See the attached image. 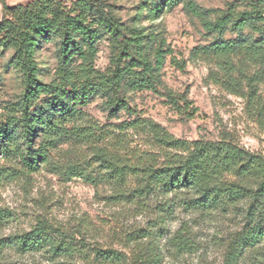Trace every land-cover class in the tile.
Listing matches in <instances>:
<instances>
[{
	"label": "trees",
	"instance_id": "1",
	"mask_svg": "<svg viewBox=\"0 0 264 264\" xmlns=\"http://www.w3.org/2000/svg\"><path fill=\"white\" fill-rule=\"evenodd\" d=\"M182 2L153 1L148 16L158 18ZM187 4L196 8L193 1ZM6 11L0 21V53L13 51L12 63L23 74L24 94L12 113L0 120V158L16 157L31 172L47 163L64 139L75 136V144L92 142L96 133L80 124L85 115L82 106L94 96H106L112 111L129 109L124 91L155 87L166 61L162 44L156 47L151 35L126 27L93 0H75L71 5L65 0H32ZM201 18L209 33L238 35L216 39L202 53L215 67L211 72L215 82L246 97L249 111L264 126V99L257 89L264 70L248 74L251 67L264 64V0L252 1L243 11ZM247 28L260 38L243 35ZM104 35L113 40L116 53L111 67L102 72L95 68V59ZM52 37H57L59 67L46 83L38 79L36 52L44 39ZM131 127L147 138L151 150L121 152L122 147L94 145L93 153L100 180L110 186L111 203L129 205L141 214L158 201L148 226L122 227L123 234L115 229L125 244L117 249L95 241L101 229L90 220L72 227L39 219L29 231L0 238V264L7 248L41 252L20 254H39L48 264H264V155L226 137L177 138L149 119L134 120ZM114 141L125 150L122 139ZM84 170L73 164L66 172L94 182ZM179 210L196 217L166 233L168 221ZM216 219L234 224L203 244L196 226ZM211 248L219 253H198Z\"/></svg>",
	"mask_w": 264,
	"mask_h": 264
},
{
	"label": "rangeland",
	"instance_id": "2",
	"mask_svg": "<svg viewBox=\"0 0 264 264\" xmlns=\"http://www.w3.org/2000/svg\"><path fill=\"white\" fill-rule=\"evenodd\" d=\"M30 1L0 0V21L8 15L6 7L26 5ZM65 1L71 5L75 0ZM93 1L105 6V10L126 27H138L151 35L149 39L154 40L156 47L162 44L167 52L166 61L158 73L155 87L124 91L123 98L129 109L110 110L103 94L94 96L82 106L85 115L80 125L96 133L92 142L83 140L81 144H75V136L64 139L51 151L48 162L34 172L27 170L16 157L0 158V215L3 216L0 238L29 231L39 219L72 227L90 220L101 229L96 242L124 249V240L114 234L115 229L123 234L122 227L148 226L157 214L158 201L151 202L148 211L141 214L129 205L111 203L107 198L111 194L110 186L99 178L100 167L93 150L96 145L117 150L122 147L121 152L151 150L147 138L131 127L137 119L152 120L177 138L215 141L226 137L264 155V126L249 111L246 97L230 93L215 82L211 76L215 67L202 53L203 47L216 39L231 40L238 36L234 32H226L223 36L209 33L204 28L202 16L215 18L224 12L243 11L256 0H183L155 19L148 16L147 10L156 0ZM187 1H193L196 8H190ZM243 35L255 40L260 38L250 28L244 30ZM97 47L95 68L104 72L111 67L116 48L114 50V42L108 35L100 38ZM12 56V50L0 53V120L12 113L24 94L23 74L12 63ZM36 62L39 81L50 82L59 67L57 37L42 41L36 52ZM258 70L263 71L264 64L251 67L248 74ZM257 89L264 99V80L258 82ZM246 91L248 86L245 85ZM114 139H122L125 150L121 145L114 146ZM73 164L92 174L95 181L68 175L67 167ZM195 217V214L179 210L164 231L169 234L182 221L190 222ZM233 221L216 219L200 223L196 226L199 240L203 244L209 243L217 231L232 228ZM166 239L167 235L162 245ZM4 253L2 264H48L39 254H20L41 252L7 248ZM198 253L219 252L217 248H211Z\"/></svg>",
	"mask_w": 264,
	"mask_h": 264
}]
</instances>
